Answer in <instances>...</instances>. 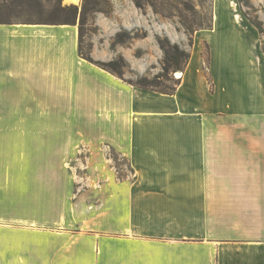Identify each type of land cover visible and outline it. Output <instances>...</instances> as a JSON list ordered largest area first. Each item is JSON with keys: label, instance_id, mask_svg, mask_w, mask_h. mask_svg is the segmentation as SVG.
<instances>
[{"label": "crops", "instance_id": "0c3cea01", "mask_svg": "<svg viewBox=\"0 0 264 264\" xmlns=\"http://www.w3.org/2000/svg\"><path fill=\"white\" fill-rule=\"evenodd\" d=\"M224 15L226 44L209 36L215 13L211 28L195 30L173 94L80 57L76 24L0 22V126L14 152L23 149L15 164L61 165L64 149L80 144L91 160L104 144L133 168L92 203L87 190L64 205L56 183L24 191L15 215L0 205V264H264V140L254 139L264 121V36L242 14ZM227 87L237 92L224 103Z\"/></svg>", "mask_w": 264, "mask_h": 264}, {"label": "rangeland", "instance_id": "374dc122", "mask_svg": "<svg viewBox=\"0 0 264 264\" xmlns=\"http://www.w3.org/2000/svg\"><path fill=\"white\" fill-rule=\"evenodd\" d=\"M109 1L112 6L109 14L101 11L88 13L89 20L83 25L81 42L79 27L84 0L75 3L66 0H0V18H7L11 21L41 19L46 20L47 23H53L51 21L55 20L61 23L76 24L78 49L80 43L81 50L86 54L89 53L95 60L107 61L123 56L126 67L122 69V78L110 73L126 83L125 80L133 81L141 75L151 78L162 70L164 54L158 45V37L167 36L172 43H177L181 48L190 52L194 43V33L191 29L210 24L212 27L215 13L217 15L216 26L213 23L214 29L209 31V36L214 39L212 42L216 45L226 44L221 37L228 33V27L232 25V22L225 17V12L242 14L250 26L254 25L249 19L260 23L263 32L260 33L255 26L254 28L261 36H264V0H151L154 5L149 0H141L142 8L136 7L133 0ZM125 31L130 34V37L124 35ZM117 32L121 33L119 36L123 41L113 43ZM205 40L202 43L204 68L208 66L210 52V43L207 39ZM232 45L229 49L231 48L236 53ZM263 47L262 42V51ZM178 72H181L180 76H177ZM182 73L183 71L180 70L171 71L170 77L173 80L181 79ZM208 79L210 81V78ZM239 80L243 88L238 86L237 90L242 92L246 88L243 84L245 78L240 76ZM165 82L171 83L168 80ZM227 88L229 91L222 92L224 103L233 95L232 91L237 92L233 87ZM63 105H65L63 113L68 115V118L64 116V121L66 125H69L73 102H63ZM2 129H4L3 126H0V205L10 207L8 208L10 215L16 214L14 209L22 205L23 192L28 189H50L54 188L57 183V187H60L64 194V205L69 206L71 199H75L80 192L89 190L91 196L84 197L83 201L92 203L96 198L93 195L103 188V184L132 177L133 168L127 158L104 144H101L98 150L101 153L91 160L88 159L90 154L88 146L80 144L75 146L78 148L76 153H72L70 146L64 149L61 165L15 164L12 157L16 152L11 146L16 140L12 141L10 135ZM254 139L264 140V121L256 123ZM66 140L67 145H70L69 134ZM49 151L53 154L52 150ZM16 155L23 156V149L17 150ZM55 171L62 173V180L59 177L57 181L45 179L47 178L45 174H54ZM66 194H72V197H65ZM68 221L70 222L69 218Z\"/></svg>", "mask_w": 264, "mask_h": 264}, {"label": "trees", "instance_id": "16d2710c", "mask_svg": "<svg viewBox=\"0 0 264 264\" xmlns=\"http://www.w3.org/2000/svg\"><path fill=\"white\" fill-rule=\"evenodd\" d=\"M133 1L136 7L142 8L141 0H133ZM149 2L152 5H154V3L151 0H149ZM111 10H112V6L109 0H84V4L80 16V27H79L80 42L82 41V37H83V33H82L83 25L87 23L89 20L88 13L90 11L91 12L101 11L104 14H109ZM249 20L258 29L260 33L263 32L260 23L253 21L251 19ZM37 21L46 22V20H41V19ZM0 22H11V20L7 18L6 19L0 18ZM51 22L61 23L55 20H52ZM199 28H211V24ZM199 28H193L191 29V32L194 33V31ZM123 33L127 37H130V34L128 32L125 31ZM119 35H121V33L117 32L113 40V43L123 41ZM157 42L164 54L162 70L154 74L151 78L147 77L146 75H141V76H137L133 81L125 80V79L124 80L127 81V83H130L139 88L153 90L166 94H173L176 91L177 86L179 85L181 79H176V80L171 79L170 72L175 70L183 71L184 67L189 61L190 52L181 48L177 43H172L167 36H163L162 38L158 37ZM78 50H79V54L89 62H92L98 65L99 67H102L103 69L122 78L121 76L122 69L126 67V61L123 58V56H119L117 59H111L107 61L95 60L92 58V56L89 53L86 54L81 50L80 43ZM263 51H264V47H263ZM166 80L170 81L171 83L168 84L167 82H165Z\"/></svg>", "mask_w": 264, "mask_h": 264}, {"label": "bare ground", "instance_id": "6f19581e", "mask_svg": "<svg viewBox=\"0 0 264 264\" xmlns=\"http://www.w3.org/2000/svg\"><path fill=\"white\" fill-rule=\"evenodd\" d=\"M66 1H68V2H74L75 3V2H78L79 0H66ZM180 75H181V72H178L177 73V76H180Z\"/></svg>", "mask_w": 264, "mask_h": 264}]
</instances>
